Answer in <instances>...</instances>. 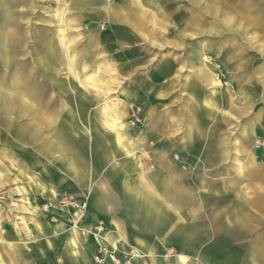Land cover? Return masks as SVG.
<instances>
[{"label": "rangeland", "instance_id": "1", "mask_svg": "<svg viewBox=\"0 0 264 264\" xmlns=\"http://www.w3.org/2000/svg\"><path fill=\"white\" fill-rule=\"evenodd\" d=\"M7 2L0 1V264H201L181 262L171 245L147 255L114 237L104 220L88 219L90 194L50 187L42 179L52 173L24 155H34L51 126L41 123L34 136L23 116H34L36 87L52 115L69 118L71 132L88 113L103 131L137 137L153 167L159 157L151 152L166 147L192 178L200 171L203 196L252 197L264 179L240 164L259 152L256 170L264 168V0H220L243 24L239 32L223 12L215 15L213 0ZM108 35L97 46L94 38ZM65 49L73 70L62 61ZM209 102L217 105L212 116Z\"/></svg>", "mask_w": 264, "mask_h": 264}, {"label": "crops", "instance_id": "2", "mask_svg": "<svg viewBox=\"0 0 264 264\" xmlns=\"http://www.w3.org/2000/svg\"><path fill=\"white\" fill-rule=\"evenodd\" d=\"M96 37L98 39L94 40L99 46L111 35ZM69 51L65 49L61 57L66 67L73 70L71 63L67 64L70 62ZM34 88L37 92L34 116L23 117L32 121L33 126L29 127L32 126L34 136L42 131L41 123L51 127L39 135V141L33 145L34 155L27 151L24 155L35 158L32 167L37 171L52 173L51 181L42 179L50 187L74 193L88 192V219L95 223L104 220L114 237L147 255L152 253L154 256V253L162 252L164 246L171 245L180 253L178 257L183 263H186L185 257H199L201 264H264V191L258 190H263L264 181L257 180L255 186L251 185L257 188L252 197L203 196L201 183H196L201 177L200 171H197V178H192L189 172L181 170L179 164L169 159L168 148L151 152L158 153L159 157L153 167L139 154L137 137L117 127L113 132L103 131L94 124L97 117H89L88 113L77 123V131L71 132L67 126L69 118L61 112L52 115ZM16 104L20 110L21 105ZM14 115V112L10 114ZM153 118L152 113L149 119ZM15 143L21 148L30 147L18 144L19 141ZM99 152L105 159L98 156ZM201 153L212 151L203 147ZM130 156L139 158L141 164ZM260 156L257 152L250 158V163L240 164L242 172L256 173L264 179V168L256 170ZM102 162L106 164L101 166ZM21 163L25 166V160ZM245 236L252 239L244 241ZM144 262L155 264L152 260ZM135 264H142V261L136 260Z\"/></svg>", "mask_w": 264, "mask_h": 264}, {"label": "bare ground", "instance_id": "3", "mask_svg": "<svg viewBox=\"0 0 264 264\" xmlns=\"http://www.w3.org/2000/svg\"><path fill=\"white\" fill-rule=\"evenodd\" d=\"M1 2L3 1V2H5L4 4H5V7H10L9 6V2H7V0H0ZM226 5L223 3V2H220V0H213V5H212V7L213 8H211L212 10H214V12H215V15H217L218 13H224V15H225V20H226V22H227V24H228V26H229V28H231L232 30H235V31H240L241 29H242V27H243V24L242 23H237V20H236V22H235V19L233 18V17H231L230 16V14H229V11H226L225 9H224V7H225ZM208 9H210L209 7H208ZM227 9V8H226ZM237 13L239 14V12H238V10H237ZM128 18V17H127ZM253 21V20H252ZM251 24V23H250ZM254 24V23H253ZM40 42V41H39ZM256 43V42H255ZM43 48V47H42ZM38 49V48H37ZM37 49H36V52H37ZM53 51V50H52ZM47 53H48V51H47ZM41 60H42V58H41ZM40 60V61H41ZM43 62V61H42ZM215 84H218L219 85V82L220 81H218L217 79L216 80H214L213 81ZM218 88V87H217ZM24 97L26 96V97H30L31 98V96L30 95H28V94H26V95H23ZM216 107H217V105L215 104L214 105V103L213 102H209V103H206V106H205V113L208 115V116H212V115H214V113H215V110H216ZM261 157V156H260Z\"/></svg>", "mask_w": 264, "mask_h": 264}]
</instances>
